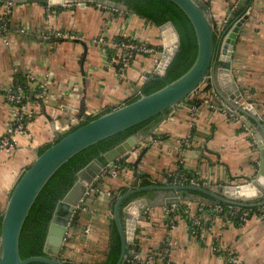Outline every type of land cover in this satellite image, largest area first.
I'll use <instances>...</instances> for the list:
<instances>
[{
    "label": "crops",
    "instance_id": "obj_1",
    "mask_svg": "<svg viewBox=\"0 0 264 264\" xmlns=\"http://www.w3.org/2000/svg\"><path fill=\"white\" fill-rule=\"evenodd\" d=\"M205 1L220 27L241 1L244 5L240 9L248 5L242 14L231 69L241 100L253 106L257 120L244 116V121L235 110L226 108V102L209 84L171 109L136 147L117 155L112 165L106 158L105 166H112L115 174L99 176L83 197L77 225L67 230L63 259L89 263L103 256L109 239L105 196L127 183L131 188L135 179V167L121 168L118 161L134 163L147 142L152 144L138 163L141 181L147 177L166 184L180 165L191 178H197L199 183L194 185L215 188L249 185L258 175V141L264 142V0ZM46 4L44 0H14L1 31L5 7L0 2V138L15 119L14 105L3 89L23 80L30 96L26 132L16 135L11 153L0 154V214L14 180L33 161L38 147L52 143L58 131L63 134L102 109L125 103L140 92L158 65L157 54L136 53L129 65L120 69L126 50L116 45L117 41H138L154 47L161 42L155 25L144 18L95 3L54 4L50 12ZM100 38L102 42H98ZM41 88L44 96L33 97ZM150 192L152 196L144 195L148 206L137 219L136 241L140 236L143 242L130 244L131 256L138 254L149 260L148 264H230L215 250L214 243L219 242L236 252L243 264H264V219L258 214L237 222L215 213L210 233L202 237L186 216L167 212L166 192ZM191 199L185 201L194 208L214 205ZM123 214L125 219L127 214Z\"/></svg>",
    "mask_w": 264,
    "mask_h": 264
},
{
    "label": "water",
    "instance_id": "obj_2",
    "mask_svg": "<svg viewBox=\"0 0 264 264\" xmlns=\"http://www.w3.org/2000/svg\"><path fill=\"white\" fill-rule=\"evenodd\" d=\"M44 1L50 4L72 2L84 5L85 3H95L102 8L127 9L123 3L112 0ZM171 1L176 3L186 13L194 27L198 45L194 62L183 74L161 88L149 94H142L139 98L128 102L131 97L125 103L110 110L104 108L69 131L63 134L58 131V138L51 144L47 143L50 146L43 152L39 153V149L46 144L36 149L33 161L28 167L23 168L14 180L6 198L7 204L0 214V264H27L33 261L48 264H71L61 258L60 254L73 217L79 209L83 197L87 192H90L89 186L94 183L95 178L100 174L104 166V163L97 158L91 160L77 172V179L73 186L57 203L49 222L43 247L44 255H31L22 258L19 242L24 222L40 191L61 165L84 148L154 116H165L174 107L187 102L191 97L202 92L206 87L204 84H212L217 93L226 102V108L235 110L244 121L247 120L246 116L256 119L253 115V111H255L252 109L253 106L245 100H241L242 95L231 69L233 49L244 21L242 15L236 18L229 30L216 43L215 35L220 33V26L213 17L208 2L205 0ZM242 5H244L243 1L232 10L230 17L234 16ZM158 32L162 36L165 53L161 57L153 75L163 76L179 51L180 36L172 21H166L159 25ZM235 98L238 100H235ZM95 115L97 116L94 117ZM145 136L146 134L143 132L128 136L119 145L106 151L104 153L105 158L110 160V165H112L114 163L113 159L117 155L136 147ZM151 144V141L147 142L141 148L134 161L135 179L131 184L132 187L120 194L114 204L112 215L122 242L121 254L116 264H125L131 254L130 244L136 241L137 219L148 206L147 199L144 196L137 197L124 204V199L131 194L142 190L163 191L167 193L164 197V204L167 206L178 205V207H182V202L188 198L190 200L195 198L197 201L203 199L209 204L224 203L238 206L240 210L246 207L255 208L264 205L263 141H258L260 152L258 175L251 179L249 185H234L232 187L219 185L216 188L173 183L171 176L168 177L166 184L152 182L142 185L140 180L142 172L138 170V163ZM245 187L252 188L254 192L241 194ZM230 189H235L237 194L228 193ZM186 190H195L199 193L191 192L193 196H189L185 194ZM123 213L127 214L125 219Z\"/></svg>",
    "mask_w": 264,
    "mask_h": 264
},
{
    "label": "trees",
    "instance_id": "obj_3",
    "mask_svg": "<svg viewBox=\"0 0 264 264\" xmlns=\"http://www.w3.org/2000/svg\"><path fill=\"white\" fill-rule=\"evenodd\" d=\"M121 2L127 6L132 13L144 18L152 25L158 26L166 21H172L175 25L179 36H180V47L176 56L169 64L166 74L163 76L158 75H149L146 82L140 88V92L133 96L128 102H131L139 98L142 94H149L168 82L174 80L183 74L194 62L197 54V38L195 34L194 27L186 15V13L173 1L171 0H112ZM250 1V0H248ZM247 6H244L240 9L234 16L225 21L220 27V33L215 35V41L218 43L219 39L226 33L231 25L234 23L238 16H241L247 9ZM20 83L27 90V84L25 81L21 80ZM30 92V91H29ZM99 115V114H98ZM95 115L94 117H96ZM92 117V118H94ZM90 118V119H92ZM162 116H154L140 124L132 126L122 132H118L114 135H111L105 139L100 140L97 143H94L83 150L76 153L72 156L67 162L61 165L57 171L50 177L48 182L45 184L43 189L38 194L36 201L30 209L29 215L27 216L23 228L20 234L19 249L20 255L22 258L31 256V255H44L43 247L46 241V236L48 232V226L50 219L52 217L53 211L57 203L66 195L69 189L73 186L74 182L77 179V172L87 165L91 160L97 158L101 162L106 164V158L104 153L115 146L123 142L128 136L135 134L137 132H143L148 134L150 130L161 120ZM89 120V119H88ZM86 120V121H88ZM51 144V143H50ZM50 144L39 149V153L43 152ZM118 165L123 167L133 168L134 163L121 159L118 161ZM179 177H182L184 180L188 181L191 178L190 174H187L180 165L178 170ZM174 177V175H172ZM96 182V180L94 181ZM142 185L152 183V180L147 177H143L141 181ZM130 189L129 184L122 186L119 190H112L108 196L105 198L108 199L109 203V239L107 242L106 250L103 256L99 259H96L90 263H75L67 260L71 264H116L119 256L121 254L122 242L119 231L117 229L115 220L111 213L113 212L114 204L120 194ZM189 192L199 193L195 190H186L185 194ZM150 193V194H149ZM152 196L153 193L150 190H142L137 193L131 194L124 199V204L141 196ZM227 208V204L217 203ZM84 206V198L79 206V209L76 211L72 224L70 228L77 225L79 219V214L82 211ZM185 204H182V207L176 206L173 211L170 212V215L175 213H180L184 216L187 214L184 212ZM244 209V208H243ZM251 214H257L256 208H253ZM237 222H240L239 216L230 217ZM69 228V229H70ZM140 238V236H138ZM136 241L137 243L143 242L140 238ZM134 256L129 255L128 258H133ZM140 260H132L129 264H140ZM27 264H48L39 261L29 262Z\"/></svg>",
    "mask_w": 264,
    "mask_h": 264
},
{
    "label": "built area",
    "instance_id": "obj_4",
    "mask_svg": "<svg viewBox=\"0 0 264 264\" xmlns=\"http://www.w3.org/2000/svg\"><path fill=\"white\" fill-rule=\"evenodd\" d=\"M2 4H4V12H3V24L1 25V31L5 30L7 21L9 16L11 15L14 7V1L12 0H0ZM61 4H67V3H61ZM54 4L47 3L46 8L47 11L50 12L51 6ZM159 26V25H158ZM158 26H155L158 30ZM160 34V33H159ZM161 42L159 43L158 47H154L152 45H147L143 42L138 41H125L120 40L116 42V45H120L126 50V57L122 59L120 69L122 70L124 67L129 65L130 57H133L136 53H143V54H157L158 55V64L161 60V57L165 53V50L163 48L162 43V36ZM103 39H99L98 42H102ZM157 68V66H156ZM155 68V69H156ZM155 72V71H154ZM42 87V85H41ZM3 91L6 94V97L9 101H11L14 105V121L11 124V127L6 135L0 138V154L2 152H8L11 153L15 147L16 144V135L17 134H23L26 132V109H27V102L30 99L29 94L26 92L25 87L18 81L13 87L10 88H4ZM42 98L44 96L43 89L37 90L33 97ZM115 174V170L112 168V166H103L102 171L100 174L95 178L97 180L99 176L102 174ZM174 175V183H185V184H198V180L195 177L190 178L188 181L184 180L182 177H179L178 173L172 174ZM92 184L89 186L90 191L93 189ZM88 193V192H87ZM182 204H185L184 212L187 214L188 219L192 225V228L195 232H197L200 236H205L210 233L211 230V221L213 220L214 214H223L224 216L230 218L233 216H239L240 222H243L247 217L251 214L253 211L252 207H246L242 210L238 206L233 205H227V208L223 207L220 204H214V205H198L196 208L191 206L189 202L183 201ZM178 205H171L167 207V212H171L176 208ZM257 210V214L260 216V218L264 219V205L255 207ZM171 220L173 221L174 218L171 216ZM86 231L88 233L89 229L86 228ZM214 248L219 254H224L228 262L230 264H243L242 258L236 254L232 249H229L228 247L220 244L219 242L214 243ZM61 258H63L62 254H60ZM140 260L142 263L148 264L149 260H143L141 257H139L138 254H135L133 258H127L125 264H129L132 260Z\"/></svg>",
    "mask_w": 264,
    "mask_h": 264
},
{
    "label": "bare ground",
    "instance_id": "obj_5",
    "mask_svg": "<svg viewBox=\"0 0 264 264\" xmlns=\"http://www.w3.org/2000/svg\"><path fill=\"white\" fill-rule=\"evenodd\" d=\"M253 191V189H250V188H247V187H245V188H243V191L241 192V194H249V193H251ZM228 193H234V194H237L236 192H235V189H230V191H228Z\"/></svg>",
    "mask_w": 264,
    "mask_h": 264
},
{
    "label": "rangeland",
    "instance_id": "obj_6",
    "mask_svg": "<svg viewBox=\"0 0 264 264\" xmlns=\"http://www.w3.org/2000/svg\"><path fill=\"white\" fill-rule=\"evenodd\" d=\"M205 86H206V84H204ZM212 85V84H211ZM210 91V95L211 96H213L214 94L212 93L213 91L212 90H209ZM215 92V91H214ZM171 178H172V182L174 181V177L173 176H171ZM174 183V182H173ZM238 185H242V184H238ZM226 186H228V185H224V187H226ZM232 186H234V185H229V187H232ZM224 190V189H223ZM185 201V200H184ZM113 213V212H112ZM112 213H111V215H112ZM90 263V262H89Z\"/></svg>",
    "mask_w": 264,
    "mask_h": 264
},
{
    "label": "flooded vegetation",
    "instance_id": "obj_7",
    "mask_svg": "<svg viewBox=\"0 0 264 264\" xmlns=\"http://www.w3.org/2000/svg\"><path fill=\"white\" fill-rule=\"evenodd\" d=\"M117 2V1H116ZM119 3V2H118ZM121 3V2H120ZM126 6V5H125ZM127 7V6H126ZM127 12H130V13H132L131 12V10H129L128 8L127 9H125ZM133 14H135V13H133Z\"/></svg>",
    "mask_w": 264,
    "mask_h": 264
}]
</instances>
